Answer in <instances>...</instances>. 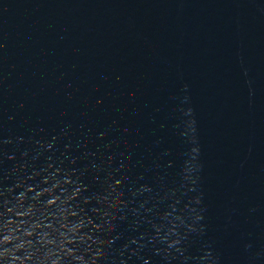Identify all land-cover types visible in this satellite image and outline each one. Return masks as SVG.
Listing matches in <instances>:
<instances>
[{"label": "water", "instance_id": "1", "mask_svg": "<svg viewBox=\"0 0 264 264\" xmlns=\"http://www.w3.org/2000/svg\"><path fill=\"white\" fill-rule=\"evenodd\" d=\"M5 216L82 264H264V0H0Z\"/></svg>", "mask_w": 264, "mask_h": 264}, {"label": "clouds", "instance_id": "2", "mask_svg": "<svg viewBox=\"0 0 264 264\" xmlns=\"http://www.w3.org/2000/svg\"><path fill=\"white\" fill-rule=\"evenodd\" d=\"M60 235L77 238V234L69 237L67 232ZM82 261L77 246L61 244L58 235L48 228L36 229L27 220L16 221L7 216L0 219V264H82Z\"/></svg>", "mask_w": 264, "mask_h": 264}]
</instances>
